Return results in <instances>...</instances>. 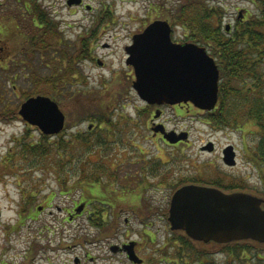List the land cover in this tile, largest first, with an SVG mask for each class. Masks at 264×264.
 <instances>
[{
	"label": "rangeland",
	"instance_id": "rangeland-1",
	"mask_svg": "<svg viewBox=\"0 0 264 264\" xmlns=\"http://www.w3.org/2000/svg\"><path fill=\"white\" fill-rule=\"evenodd\" d=\"M177 1L85 0L84 7L72 8L65 0L52 1L51 18L63 23V35L59 40L64 44L63 48L69 50V55L75 50L74 44L79 43V35L92 30L96 33L91 55L88 59H76L77 74L75 77L68 75L72 79V89L84 91V102L74 101L65 97L66 93L60 94L47 84L38 83L40 77L51 76L54 67L64 70L66 61L62 56L56 57L55 52L24 54L19 56L18 65L15 61L8 70L0 67V109L14 108L32 95L52 97L56 93L55 100L62 107L67 122L60 135L43 138L39 127L27 124L23 118L0 119V264H75V254L81 255L83 249L84 253L90 251L96 257V261L86 264H133L125 254L112 253L108 244L104 250H98V245L103 244L101 239L108 233L98 225L101 217L88 218L95 208H104L107 219L117 211L120 213L116 225L119 231L117 228L114 233L110 231L111 240L107 242L113 239L118 244L131 239L140 241L138 253L144 259L143 264H198L197 258L181 261L171 254L174 250L172 239L182 232L173 231L167 216L162 213L150 218L146 216V207L158 206L161 212L166 211L176 185L188 178L204 181L198 184L213 180H221L225 185L241 183L248 191L264 196L261 193L264 191V168H257L251 162L252 150L264 138L263 127L249 123L252 121L240 122V129L237 125L221 127L210 121L207 114L199 112L196 106L163 105L160 121L167 126L166 131H187L189 134L185 143L172 145L155 137L144 125L145 115L139 114V109L145 105L132 89L134 71L126 63L125 47L132 43V35L151 21L167 19L168 8ZM209 2L223 6L224 25L235 24L244 9L253 15L261 14L252 0ZM3 6L0 4V14L4 12ZM105 10H109V17L101 21ZM173 28L174 39L184 41L183 27L173 25ZM99 60L103 64H99ZM259 72L263 75L264 86V60L259 65ZM82 110L84 117H88L85 121L79 119ZM181 110L183 114H177ZM91 115L104 116L107 128H102L104 124L99 119L91 117V120ZM90 122L96 125L93 133L84 136L82 144L76 140V133L81 135L90 130ZM16 138H22L23 142L43 143L51 147L52 152L39 158L28 157L19 150L20 145L14 142ZM61 139L73 141L62 154L69 157L66 164L77 165L78 159L82 160L79 168H73L76 173L68 174L70 168H63L64 164L60 162L56 146ZM211 142L213 151L203 150ZM231 143L240 150L235 167L223 161V149ZM32 160L37 163L33 165ZM115 168L123 171L115 172ZM143 168L147 172L145 178ZM129 172L135 177L130 179L125 175ZM76 176L84 178L82 184L70 190L62 187L72 184ZM93 176L102 178L104 183L89 184L88 180ZM83 197L91 199L84 214L72 222L64 221L67 211ZM100 201L115 206L110 209L109 205L102 208L98 204L97 207ZM62 231L66 239L60 243ZM86 237L98 241L89 243L85 241ZM197 241L192 251L198 247L210 251L212 264H243L228 249ZM67 244L77 246L58 248ZM103 254L108 259L97 258ZM247 255L253 260L264 257L255 251Z\"/></svg>",
	"mask_w": 264,
	"mask_h": 264
},
{
	"label": "trees",
	"instance_id": "trees-1",
	"mask_svg": "<svg viewBox=\"0 0 264 264\" xmlns=\"http://www.w3.org/2000/svg\"><path fill=\"white\" fill-rule=\"evenodd\" d=\"M252 1L259 7L261 14L253 15L251 11L244 9V11H242L243 15H239L237 21L233 25L230 23L227 25L223 24V6L214 5L209 2V0H178L167 10V19L173 25H181L183 27L184 41H193L206 46L210 54L217 60L220 68L219 104L215 110L207 112V117L210 121L221 127L223 125H238L240 122L252 121L249 123H254L258 127L261 126L264 130V86L262 85L263 75L259 72V65L264 60V0ZM34 6L35 4L31 7L29 16L27 15L26 8L24 9V17L30 18L25 19L24 21V38L26 43L29 42V45L32 47L30 48V53L27 55H34V52H32L33 47L35 46L34 48H36L37 45H39L41 53L52 54V52H55L57 54L56 57L62 56L63 61H66L63 66V71H59L60 69L58 67H54L51 76L48 78L40 77L38 83L47 84L51 88H54V91H60V94L66 93L64 96L71 98L74 101L80 100L84 102V91H74L71 87L72 85H70L72 79H70L68 75L75 77L77 74L76 71L78 70V66L75 61L76 59H87L91 55L92 44L96 37L95 31H85L84 35H79L81 37V39L79 37L80 44L75 43V50L69 55V50L67 48L64 49V44L62 45L59 40V35L61 36L62 32L59 28V21H56V24H54V31L57 37L56 42L51 43L49 39L45 40L47 35L44 38L43 36H39L33 22V17L35 16ZM109 14V10H105L104 15L100 18L101 21L104 18H108ZM47 29L50 30L51 27L49 26ZM74 54L77 55L75 56ZM56 57L55 59H57ZM52 59L50 61H52ZM55 96L56 93L52 95V98L55 99ZM19 107L20 104L14 108L3 107L0 109V119L10 120L21 118L18 112ZM82 109H84V106H82ZM82 111L83 113L79 115V119L85 120L88 117H84V110ZM91 117L99 119L101 121L100 123H104L102 128H107V126H105L104 116L91 115L89 118L92 120ZM108 117L109 116H107V118ZM50 136L52 135L42 132L43 138H49ZM75 137L77 138V141L84 144V133L81 135L76 133ZM14 142H17V145H20L19 150L22 151L23 155H28V157L39 158L40 156H47L52 152L50 150L51 147L49 148V146L40 142H23L22 138H16ZM59 143V145L56 144V147H58L57 154L61 157L60 162L64 164L63 168H70L68 174L76 173L77 171L73 168H79V163L82 160L80 161L78 159L79 163H77V165H67L66 160H69V157L62 155L67 151V148L72 146L73 141L61 139ZM252 152L254 156L252 160L256 161L257 157H259L264 163V138L261 139L259 146L257 144ZM31 163L35 165L37 161L32 160ZM75 178L76 180H74L72 184L67 183L62 187L66 190H70L72 187L75 188L78 184H82L84 178L80 179L79 176H76ZM101 180L102 178L93 176L92 179H89L88 181L89 183L97 181L103 182V180ZM189 181L195 183L204 182L199 178H188L187 180L179 182L175 189L181 184ZM206 184L220 187L225 191L238 188L248 191L247 186L241 183L225 185L222 184L221 180H213L206 182ZM104 185L110 184L105 183ZM248 192L257 194L253 191ZM261 193L264 195V191H261ZM263 197L264 196H262V198ZM100 202L97 203V207L98 204H100L102 208L103 205H109L107 203H102V201ZM108 207L111 209L112 206L109 205ZM148 209L150 210L148 214L151 215L154 209L151 206H148ZM103 210L105 209H100L99 214L103 213ZM100 220L101 221L98 222V225L99 227L105 228L106 232L113 231L118 226V219L116 218L105 220L101 217ZM176 234L178 235L172 239L174 243V250L171 252L172 255L177 258L179 257L178 259L181 261H186L187 259L196 260L197 258L198 264H212L209 260L211 254L210 251H206L203 247L195 248L196 251H192V248L195 247V243L198 242L197 240L183 232ZM213 242H215L217 247L222 246L223 248L228 249L229 253L237 255L239 261L243 264H263L262 262H264V257L258 256L257 260H253V258L248 257L247 255L248 252L254 251L256 253L260 252L264 255V243L261 244L254 240H232L226 243H219L217 241ZM203 244L204 243L202 242V245Z\"/></svg>",
	"mask_w": 264,
	"mask_h": 264
},
{
	"label": "water",
	"instance_id": "water-1",
	"mask_svg": "<svg viewBox=\"0 0 264 264\" xmlns=\"http://www.w3.org/2000/svg\"><path fill=\"white\" fill-rule=\"evenodd\" d=\"M81 1L69 0V3ZM126 51V63L134 67L136 77L133 87L142 100L171 105L191 102L204 110H212L217 105L220 70L215 58L196 42L174 41L168 19H155L136 32ZM19 114L48 135L62 131L66 123V115L58 102L43 94L25 99ZM160 126L156 131H162L169 142L188 140L187 131L168 132L164 124ZM206 148L212 150L213 143ZM235 154L233 145L226 146L223 161L235 165ZM263 202V198L249 192H225L215 186L187 183L173 193L168 219L172 229L183 230L195 240L225 243L252 239L264 243ZM82 209L83 204L78 211ZM134 246L135 241H131L122 247L115 245L113 249H126L131 261L141 263Z\"/></svg>",
	"mask_w": 264,
	"mask_h": 264
},
{
	"label": "flooded vegetation",
	"instance_id": "flooded-vegetation-1",
	"mask_svg": "<svg viewBox=\"0 0 264 264\" xmlns=\"http://www.w3.org/2000/svg\"><path fill=\"white\" fill-rule=\"evenodd\" d=\"M52 1H55V0H0V4L4 5L2 7L4 12H3V14H0L1 15L0 16L1 17L0 18V67H2L3 70H8L10 68L11 62L15 63V61H16L17 62L16 64L18 65L19 61H20V60H18V59H20L19 56L30 53V48H32L29 45L30 43L29 42L26 43L25 38H24V27H25L24 21H25V19H30V18H25L24 17L25 16V10H24L25 8H26V11H27V15L29 16L30 12H31V7L33 6V4H35V6H34L35 7V10H34V15L35 16L33 17V22H34V25L36 26L37 33H39L40 37L43 36V38L47 35L45 37V40L49 39V41L51 43H54L56 41L57 37H56L55 31H54V24H56L55 22L59 21V20H56V19L53 20L51 18L52 16H51L50 11L53 8ZM65 2H66V5L69 8H72V7H84L85 0H82L81 3H79V4L75 3V4H72V5L69 3V0H65ZM49 26L51 27L50 30L47 29ZM59 28H60L61 31L63 30L62 21L61 22L59 21ZM61 35H63L62 32H61ZM59 37H61V36L59 35ZM34 47H33V51L32 52H34V54H41L40 46L37 45L36 48H34ZM99 64H103V62L101 61V63L99 62ZM131 67H132V69L134 71L133 66H131ZM133 76H134V79H135V73H134ZM134 79L132 80L131 86H132V89L134 91H136L134 89V87H133ZM218 104H219V101H218L216 107L213 110H215L217 108ZM144 105H145L144 108H140L139 109V114L143 115V116L145 115L144 116V120H145V124L144 125L146 126V128L150 129L152 134L155 135V137L159 136L165 142L170 143L168 140H166L164 138V134H163L162 131H156V129H155L158 126L161 127L160 124H163L160 121V118H161V115H162V112H163L161 107H163V105H169V104H166V103L160 104V105L159 104H150V103H147L146 101H144ZM183 105L195 106L191 102H189L187 104H183V103H181V104H173L171 106H173V107H178V106L183 107ZM197 110L199 112H202V113H205V114H207V112H208V111H205V110L200 109L198 107H197ZM156 112H158V116H156ZM180 112L181 113H177V114L182 115L183 114L182 110ZM106 115H107V112H106ZM136 124L140 125V122H136ZM94 125H96L94 122H90L89 123L90 130L84 131V136H86V135H88L90 133H93L92 130L94 128ZM237 127L240 129V126L237 125ZM166 128H167V126L165 125V129ZM61 133L62 132H60L58 135H60ZM94 134H95V132H94ZM180 143H185V142H184V140H180V141H178L176 143H170V144L179 145ZM228 145H234L235 150H236L235 158L238 161L240 150L237 148V146L235 144L231 143V144H228ZM203 150L210 151V149L205 148V147H203ZM211 151H213V150H211ZM251 162L253 164L255 163L257 168H264V163L259 157H257L256 161L251 160ZM235 166L236 165H232L231 167H235ZM120 169L121 168H115V172H119L120 173V171H123V170H120ZM142 171H143V173H142L143 178H145V176H147L146 175L147 172L144 170V168H143ZM125 175H128V177H130V179L135 177V175L133 173H131V172L126 173ZM187 183H192V181L185 182V183L181 184L179 187H181V186H183L184 184H187ZM89 184H91V183H89ZM143 185L146 186L147 184L144 183ZM179 187H177L174 190V192ZM146 189H147V187H146ZM234 191H244V190L242 188H238V189H234V190H229L227 192H234ZM90 203H91V199L90 198H84V197L81 198L80 202H78V203L76 202L74 204L73 209H70V210L67 211V215H66V218L64 219V221L72 222L75 218L83 215L84 212L87 210V207L90 205ZM102 203H104V202H102ZM81 204H83V209L81 211H78V207ZM114 206L115 205H113L112 207H114ZM151 207H153V209H154L153 212L151 213V215L148 214V212L150 210L148 209V207H146V209H148V212L146 213V216H148L149 218L151 216L155 215V214H158V213H162L163 215H166L167 218H169V214H168V211H169L168 209L169 208L166 211H162L161 212L160 208L158 206L157 207L156 206H151ZM87 216H88L89 219H94L96 217H102L105 220H109V218L107 219L108 214H104V213L99 214V209H97V208H95L94 210H91L90 214H88ZM112 218H116V219L119 220L120 219V213L117 212L116 214H113ZM127 220H128V218H126V221ZM117 230L119 231L118 227H117ZM181 231H183V230H181ZM114 232H115V229L113 231H111L110 233H114ZM106 233H108V234L105 236L106 238L101 239V242H103V244L102 245H98V248H99L98 250H104L105 247H106V244H108V247H109V249H110V251L112 253H115V254L116 253H123L129 259V256H128V253H127L126 249L118 248V250L115 251L113 249V246H115V245L123 246L124 244H126L128 242H131L132 239L128 240V241H125V242H122L121 244L115 243L114 239L111 242H107L109 239L111 240V238H110L111 235H109L110 234L109 232H106ZM60 236H61L62 239L59 242L62 243V241L66 239L65 238V234H64L63 231H62V234ZM85 239H86L85 241L89 242V243H93V242L95 243V242L98 241L97 239L89 240L88 237H86ZM134 241H135V246H134L135 252L139 255L138 248H139V244L141 242L137 241V240H134ZM213 241L214 240H208V241L207 240L206 241L205 240H200L199 242H204V245H206V244H215V242H213ZM75 246H77V244H74V245L67 244L65 246L59 245L58 248L59 249H67V247H68V249H71V248H73ZM102 257H104V254L102 256H98L97 258L100 259ZM102 259H108V257H104ZM73 260H74L75 264H86L87 262L96 261V257L90 251H85V253H84V249H83V253L81 255L80 254H75ZM132 263L133 264H143L144 263V259H143V261L141 263H134L133 261H132Z\"/></svg>",
	"mask_w": 264,
	"mask_h": 264
}]
</instances>
